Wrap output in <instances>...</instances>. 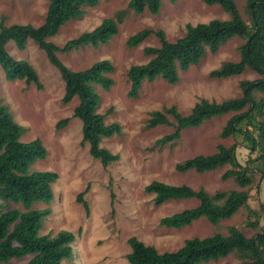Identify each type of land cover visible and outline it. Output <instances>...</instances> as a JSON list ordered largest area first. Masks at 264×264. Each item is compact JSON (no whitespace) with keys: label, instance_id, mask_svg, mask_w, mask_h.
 Listing matches in <instances>:
<instances>
[{"label":"rangeland","instance_id":"374dc122","mask_svg":"<svg viewBox=\"0 0 264 264\" xmlns=\"http://www.w3.org/2000/svg\"><path fill=\"white\" fill-rule=\"evenodd\" d=\"M127 0H98L92 7H85L84 13L61 25L57 33L47 38L57 46L90 31L100 21L112 17L117 10L124 9L117 32L104 45H86L66 53H57L60 63L72 71L82 70L91 64L107 60L113 67L110 74L113 83L104 90L95 86L99 96L97 113L107 114L104 123H117L120 133L102 137L100 147L107 149L117 159L106 166L93 158L88 145L81 141V122L73 115L77 98L63 101V82L58 70L47 61L45 53L31 40L18 48L12 40L4 44L6 53L14 60H21L35 71L40 87L26 84L23 79L6 80L0 68V104L7 106L13 120L24 132L21 141L38 139L45 149L41 159L29 165L30 171H52L56 180L51 184L52 198L48 204L35 202L32 208L49 210L43 218L40 234L55 235L67 231L74 236L71 243V258L59 264H128L125 255L130 248L129 237H135L157 252L175 251L188 238H202L214 232L226 233L228 226H234L246 237L255 230L245 225L246 210L239 208L229 218L212 225L203 217L181 228L159 226L161 217L178 212L196 204L194 199L169 201L158 206L153 204V194L144 188L152 181L168 185L185 184L191 188L202 187L208 193L217 189H236L231 179L222 180L221 174L228 167L202 173L194 170L178 171L176 165L195 155H207L215 151L218 143L235 144L236 160L244 165L250 154L239 139L219 138L218 134L227 118L232 114L211 117L197 127L180 132L173 144L159 148L154 141L172 131L168 125H157L146 129L145 121L152 111L174 105L179 113L186 115L198 98L219 102L240 94V80H254L257 75L250 70L222 79L208 77V73L222 61H236L237 47L243 42L233 37L218 49L204 55L195 64L177 73V80L169 84L160 76L143 80L135 98L127 96L129 82L126 70L131 65L143 64L145 46H157L156 37L151 34L140 44L128 47L125 40L137 31L150 28L163 31L172 41L184 33L186 23H206L211 19L225 20L227 14L217 4L206 5L201 0H160L156 14L143 11L136 14L126 9ZM240 15L243 0H235ZM47 0H0V16L4 24H30L34 27L42 22ZM87 188L83 199L88 205L85 216L76 194ZM249 208L257 210L264 205V181L257 174L248 187ZM18 207L19 205L10 204ZM29 256L11 259L7 264H23ZM229 254L198 264H224L234 262Z\"/></svg>","mask_w":264,"mask_h":264},{"label":"trees","instance_id":"16d2710c","mask_svg":"<svg viewBox=\"0 0 264 264\" xmlns=\"http://www.w3.org/2000/svg\"><path fill=\"white\" fill-rule=\"evenodd\" d=\"M171 2L175 0H170ZM206 5L217 4L227 14L225 20L211 19L194 25L186 23L184 33L169 41L160 29L144 28L128 36L125 44L134 47L153 34L157 46L142 49L147 61L131 65L126 70L129 82L127 96L135 98L140 83L160 76L169 84L177 80V73L188 68L204 55L205 51L215 52L227 40L237 37L243 42L237 47L236 61H222L208 73V77L222 79L250 70L257 75L254 80H240V94L219 102L198 98L186 115L179 113L174 105L162 107L149 113L145 121L146 129L157 125H168L172 131L157 138L153 145L159 148L176 142L180 132L197 127L203 121L222 114L232 113L221 127L218 137L239 139L250 153L244 165L235 156V144L218 143L215 151L207 155H195L176 165L180 172L194 170L202 173L228 166L221 179H231L236 189H217L208 193L202 187L196 189L185 184L168 185L152 181L144 192L153 194V204L158 206L169 201L194 199L193 207L161 217L159 226L181 228L203 217L212 225L229 218L239 208L246 210L245 225L255 232L246 237L234 226H228L226 233L214 232L202 238L185 239L175 251L157 252L135 237H129V252L125 255L128 264H198L233 254L234 262L224 264H264V205L257 210L247 205L248 187L254 174L264 181V0H243V18L235 0H201ZM98 0H47L40 25L4 24L0 16V68L6 80L23 79L26 84L40 87L35 71L24 61L14 60L4 44L12 40L22 48L26 40H31L45 53L47 61L58 70L63 82V101L77 98L73 115L81 122V141L88 145L89 154L100 161L102 166L115 161L117 156L100 147L102 137L120 133L117 123H104V114L97 113L99 96L95 86L107 90L113 83L110 74L113 67L107 60H100L89 67L72 71L58 60L57 53H66L80 47L106 44L117 32L124 9L117 10L112 17L104 18L90 31L57 46L47 38L57 33L65 22L76 19L84 13L85 7H92ZM160 0H127L126 9L140 14L147 11L156 14ZM24 129L12 118L4 104H0V264L11 259L29 258L23 264H59L71 258V243L74 236L67 231L55 235L40 234L43 218L49 213L47 208H32L39 201H51V184L57 176L52 171H30L29 165L45 155V149L38 139L27 142L20 137ZM87 188L76 194L85 216L88 205L83 199ZM19 205L18 207L10 206Z\"/></svg>","mask_w":264,"mask_h":264}]
</instances>
